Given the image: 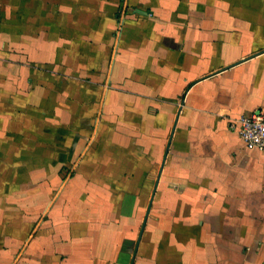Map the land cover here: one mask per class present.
Instances as JSON below:
<instances>
[{"label":"crops","instance_id":"1","mask_svg":"<svg viewBox=\"0 0 264 264\" xmlns=\"http://www.w3.org/2000/svg\"><path fill=\"white\" fill-rule=\"evenodd\" d=\"M264 0H0V264H264Z\"/></svg>","mask_w":264,"mask_h":264},{"label":"built area","instance_id":"2","mask_svg":"<svg viewBox=\"0 0 264 264\" xmlns=\"http://www.w3.org/2000/svg\"><path fill=\"white\" fill-rule=\"evenodd\" d=\"M239 134L249 150L264 153V110L242 115L237 120Z\"/></svg>","mask_w":264,"mask_h":264}]
</instances>
